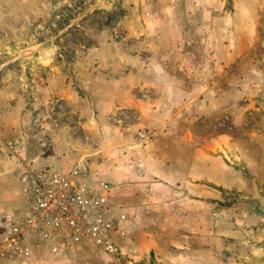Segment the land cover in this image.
Returning a JSON list of instances; mask_svg holds the SVG:
<instances>
[{
	"label": "crops",
	"instance_id": "1",
	"mask_svg": "<svg viewBox=\"0 0 264 264\" xmlns=\"http://www.w3.org/2000/svg\"><path fill=\"white\" fill-rule=\"evenodd\" d=\"M60 1L19 0L14 11L22 25H31L41 15L50 18L51 5ZM152 1L155 6L153 2L148 6L131 4L113 26H102L97 44L76 51L67 62L53 66L41 61L44 56L36 61L38 65L34 69L22 75V84L16 82L17 86L0 90V218L16 210L18 196L13 183L19 159L37 157L42 150L39 141L43 140L52 144V151L43 156L51 161L62 159L66 170L83 158L91 175L110 183V194L117 209L152 208L151 221L174 220L171 217L174 213H156V209H161V205L165 206L164 202L171 199L163 198L166 183L165 178L162 180L159 176L170 171L167 170V143L172 150L188 142L190 135L188 132L185 136L184 130L191 111L207 108V93L213 96L211 104L221 107V90L210 84L220 79V67L219 72L211 70V66L203 67L205 59L215 67L221 56L213 52L206 58L199 40L196 41L199 51L186 50L187 47L182 46L190 41L182 38V30H205L206 23L199 21L200 15L217 13L221 7L211 8L207 0ZM192 16L197 19L194 23L189 22ZM212 22H208L209 26ZM113 27H121V36ZM39 50L35 49L31 57ZM205 76L211 80H205ZM55 100L59 101L61 109ZM94 110L99 112L96 114ZM118 111L133 120L122 119V124L113 125L104 119ZM63 114L65 120L59 123L57 119ZM35 115L37 122L32 123ZM50 119L54 121L49 122ZM128 120L127 125L124 122ZM65 123L72 125L70 131L54 134L55 128ZM105 125L109 130L99 131V127ZM142 129L152 135L145 144L138 143L134 136L136 130ZM9 134L18 136L24 143L17 154L9 153L1 143ZM29 140L37 142V147L31 148ZM75 143L78 148L74 147ZM172 172L180 173L174 167ZM188 173L194 172H185ZM215 185L227 187V182L219 179ZM179 188L183 191L181 195L179 192V197L183 195L182 201L196 207L192 219L182 217V212L176 213L182 217L179 221H193L196 225L185 230L181 225L174 234L194 236L198 238L197 244L160 247L155 240L153 253L157 264H264V215L252 217L249 214V230H238L234 225L223 231L218 227L207 229L206 205L219 200L221 191L200 181L190 182L188 177L180 180ZM216 219L221 221V213L213 216V220ZM128 232L129 229L120 245L121 251L130 239ZM170 233L169 230L152 231L150 238H167ZM53 260L60 263V258Z\"/></svg>",
	"mask_w": 264,
	"mask_h": 264
},
{
	"label": "rangeland",
	"instance_id": "2",
	"mask_svg": "<svg viewBox=\"0 0 264 264\" xmlns=\"http://www.w3.org/2000/svg\"><path fill=\"white\" fill-rule=\"evenodd\" d=\"M18 1L0 0V34H7V42L0 44V90L6 86L15 87L16 82L22 84V75L34 69L38 65L36 61H40L44 56L45 59L41 61L54 66L62 61L67 62L76 51L97 44L102 26H113V22L123 16L131 4L148 6L153 2L61 0L51 5L53 14L50 18L41 15L33 24L22 25L14 11V5H18ZM33 1L37 3L39 0ZM207 6L214 9L221 7V10L214 14L206 12L200 15L199 21L206 23L205 30L197 32L183 29L182 38L190 42L182 47L197 52L199 48L197 50L196 41L199 40L200 47L205 49L203 51L206 58L213 52L221 56V61H216L215 67L209 59H205L203 63L205 69L211 66V70H221L220 79L214 84L210 83L216 90H221V107L211 104L213 96L207 93V108L191 111L192 116L184 130L185 136L189 132L188 142L182 143L180 149L172 150L170 143H167V170L170 171L159 176L162 180L164 177L163 181L166 183L163 198L171 199L166 200L161 209H156V213H174L171 215L174 220L151 221L154 212L152 208H144L142 211L125 209L129 219L127 231L129 229L130 239H127V246H124L123 254L119 255L117 260L93 246H87L66 256H39L34 264H157L153 253L155 240L159 242L160 247L195 246L198 238L174 234V230L181 225L182 230L191 229L196 225L193 221H179L182 217L192 219L191 214L196 210L192 203L185 204V201H182L183 195L179 197V192L180 195L183 193L179 188L183 177H188L190 182L200 181L221 191L219 200H212L206 205L207 229L214 230L218 227L223 231L229 225H234L238 230H249V214L252 217L264 215V0H207ZM195 20L197 19L192 16L189 22L194 23ZM210 20L214 21L210 23L212 27L208 23ZM191 23L187 24V27ZM113 28L117 29L116 34L121 36V27ZM35 49L40 50L35 52V57H31ZM205 80L211 79L205 76ZM198 101L200 103L201 99ZM98 112L94 110V113ZM65 114L58 116L61 117L57 119L59 123L65 120ZM53 121L50 119L49 122ZM70 123L56 127L54 134L69 132L72 126ZM102 129L107 131L109 127H99V131ZM145 131L150 134L149 139L138 142L140 144H145L152 138L151 133L147 129ZM29 143L33 145L31 148L37 147V142L29 140ZM39 143L42 150L37 157L30 158L31 164L66 170L62 159L51 161L49 157L43 156L52 151V144L43 140ZM25 145L28 147V142L25 141ZM74 147L78 148V144L75 143ZM172 167L180 173H173ZM191 170L194 173L185 174ZM219 179L227 182V187L216 186L215 183ZM13 184L18 195L15 179ZM19 208V203L16 202L15 212L6 214L0 218L1 221L9 224L19 212ZM180 212L183 213L180 214L181 218L176 214ZM220 213L221 221L213 220V216ZM235 215L237 218H234ZM159 230H169L171 233L167 238H150L152 231ZM55 258H60V263L53 260Z\"/></svg>",
	"mask_w": 264,
	"mask_h": 264
},
{
	"label": "built area",
	"instance_id": "3",
	"mask_svg": "<svg viewBox=\"0 0 264 264\" xmlns=\"http://www.w3.org/2000/svg\"><path fill=\"white\" fill-rule=\"evenodd\" d=\"M4 42L7 34L2 32L0 44ZM54 102L62 108L58 100ZM37 119L35 115L31 122ZM122 119L133 117H126L123 111L105 116L111 124H122ZM124 123L128 125L130 120ZM134 134L138 142L150 136L145 130ZM1 143L14 154L23 146L14 134ZM15 180L20 208L9 224L0 222V264H34L39 256H66L87 246L113 260L123 254L120 245L127 234L128 214L113 202L111 184L91 175L83 158L68 170L40 167L31 160L19 159Z\"/></svg>",
	"mask_w": 264,
	"mask_h": 264
}]
</instances>
